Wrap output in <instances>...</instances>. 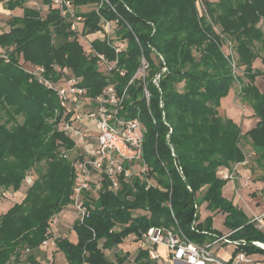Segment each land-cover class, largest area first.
<instances>
[{
	"label": "trees",
	"instance_id": "16d2710c",
	"mask_svg": "<svg viewBox=\"0 0 264 264\" xmlns=\"http://www.w3.org/2000/svg\"><path fill=\"white\" fill-rule=\"evenodd\" d=\"M42 1L48 5L45 15L28 6V0H0L9 10H23L8 19V31H0V199L1 192L19 191L26 177L34 175L24 199L0 214V264H19L23 253L38 251L50 238V219L72 203L75 180L71 161L61 155L73 143L51 120L58 97L30 78L21 56L47 67H70L90 95L99 94L107 82L70 22L52 0ZM73 2L95 6L80 12L85 35L102 29L104 18L115 23V35L126 43L118 53L106 39H95L93 46L108 59H118L111 80L120 92L127 87L126 107L145 125L148 170L130 179L121 176L117 190L105 179L98 196L86 192L88 214L72 225L77 241L56 238L58 251L68 264H126L129 252L110 259L105 250L130 235L140 239L153 226L180 229L200 244L212 242L223 233L213 227L214 214L221 212L228 239L238 242L232 257L240 251L264 253L253 243H264V231L223 194L229 178L218 173L220 167L246 159L243 138L264 166V90L255 83L264 70L253 66L259 57L264 63V0L205 1L202 8L198 0ZM227 40L235 42L243 78L233 73ZM142 55L149 62L147 75L128 85ZM236 80L242 100L259 118L245 133L221 106ZM203 203L215 213L200 221ZM28 260L37 263L33 254ZM134 263H151L148 252L139 248Z\"/></svg>",
	"mask_w": 264,
	"mask_h": 264
},
{
	"label": "built area",
	"instance_id": "2783aa9c",
	"mask_svg": "<svg viewBox=\"0 0 264 264\" xmlns=\"http://www.w3.org/2000/svg\"><path fill=\"white\" fill-rule=\"evenodd\" d=\"M205 1L198 0L202 8ZM52 6L60 10V13L70 22V29L75 32L87 55L97 58L99 69L106 74V84L97 95H90L87 87L81 85L82 77L74 74L68 66L52 64L47 67L43 64H35L24 60L21 56L20 63L25 71L31 75V79L38 81L47 89L54 91L58 97L59 105L54 110L51 119L56 128L62 131L72 141L75 157L71 163L74 167L75 180L72 188V203L78 216L83 220L88 214L84 204L86 192L96 190L97 196L107 179L110 189L117 190L120 187V178H131L134 175H145L148 165L144 161L145 125L139 115L131 116L126 107L128 97L127 87L120 92L111 80V73L117 67L118 59L110 60L94 46L95 39H106L112 42L116 52L126 47L123 41H116L114 31H108L107 26L112 21L102 19V29L91 34L83 33L84 17L73 0H52ZM114 33V34H112ZM94 35L93 37H91ZM87 44L88 47H85ZM229 54H233L230 49ZM6 57V55H4ZM238 68L233 64V73L238 75ZM120 69V68H119ZM149 69V62L144 55L141 57V65L128 85L137 77L145 79ZM166 69V68H164ZM122 75L124 69L119 70ZM159 75L154 81L158 84ZM146 100H150V92L144 88ZM64 148V147H63ZM64 148L61 155L68 157V150ZM224 178L233 179L232 174L224 173ZM34 175L26 177L30 183ZM58 216L53 221L56 223ZM76 219V218H75ZM230 233L216 236L212 242L200 244L188 239L185 234L176 228L153 226L143 233L140 240L142 249L146 250L151 259L149 264H158L163 258L167 264H260L252 258V254L240 251L229 259L219 256L213 246L218 243L233 244L235 240H229ZM162 243L167 251L161 254L159 244ZM254 244L264 248V243L253 241ZM29 251V249H27Z\"/></svg>",
	"mask_w": 264,
	"mask_h": 264
},
{
	"label": "crops",
	"instance_id": "0c3cea01",
	"mask_svg": "<svg viewBox=\"0 0 264 264\" xmlns=\"http://www.w3.org/2000/svg\"><path fill=\"white\" fill-rule=\"evenodd\" d=\"M16 9L9 10L6 8V10L12 14L9 18L13 15H22L16 13ZM0 10H4L3 6H0ZM262 26L264 28V23ZM8 27L10 26L8 25ZM9 29L10 28H7L4 31H8ZM253 66L257 69L264 70L262 58H257L254 61ZM255 83L261 91L264 90V76H257ZM235 94L236 90L231 87L228 94L229 104L226 108H223L222 105L221 106L225 110L224 113L239 123L242 127L243 133H245L256 125L259 118L255 116L254 109L247 102L244 103L245 105L242 107L241 104H243L244 101L242 98L241 100H236ZM242 142L246 154H249L250 156L247 155L244 161L236 163L231 167H220L222 168L221 172L228 173L230 175L233 174L235 176L233 179H229L223 187V194L228 199L232 200L234 204L242 208L251 220L256 222V225L264 231V166L257 163L256 154L252 148L250 140L243 138ZM203 204L206 207L207 203ZM214 213L215 212H211L206 209V212L202 217L200 216L199 220L202 221L207 215ZM217 214L221 215L220 224H217L215 221V216ZM224 219L225 214L221 212L215 213L213 227L223 232L222 234L230 233V229L224 225ZM218 244L213 246L215 252L225 259L231 258L234 245L227 243H220L221 245ZM162 252H164L163 255H166V248L162 250ZM252 258L254 260H258L260 264H264V253H253Z\"/></svg>",
	"mask_w": 264,
	"mask_h": 264
},
{
	"label": "rangeland",
	"instance_id": "374dc122",
	"mask_svg": "<svg viewBox=\"0 0 264 264\" xmlns=\"http://www.w3.org/2000/svg\"><path fill=\"white\" fill-rule=\"evenodd\" d=\"M27 5L38 8L41 11V14L43 15H45L48 12V5L44 4L42 0H28ZM0 6H3L4 8V10H0V31H4L5 29L9 28L8 19H9V16L12 14L6 10L4 3L0 4ZM94 7L95 6L91 7V5H88V6L78 7V9L80 12H86L88 10H91ZM16 13L23 14V10L20 7H18L16 9ZM201 14H203L202 9H201ZM114 29H115V23L114 22L109 23V25L107 26V30L112 32L114 31ZM93 36L94 35H92L91 37ZM116 41L118 42L120 41V39L118 38ZM226 43L228 45L227 55L229 56L232 70H233L234 63L236 66H239L238 56L236 54V50L234 46L235 42H232V41L228 42L227 40ZM84 45L85 47H88L87 44L84 43ZM230 49L233 52V54L231 55L229 54ZM237 71L238 73L236 74L239 75V78L240 77L243 78V69L238 68ZM244 80L246 81L245 78ZM232 87L234 90H236V94H235L236 100H241V95H239L240 88H241L240 82L236 80ZM244 103L245 102L241 104L242 107L243 105H245ZM228 104H229V97L227 95V96H224L223 99L221 100V105L223 106V108H226ZM20 120H22V117H20ZM71 147L72 146L67 147V149H71ZM67 152H68L67 159L71 161L72 158L75 157V154L72 149L68 150ZM247 155L250 156L249 154H246V156ZM221 171H222V168L219 169L218 173L222 176L224 173ZM32 183L33 182L30 183L29 181L25 179L19 191L13 192L12 190H8L5 192H1L0 214L6 212L15 202H21L26 195V190ZM91 194L92 196L96 197L97 196L96 190H92ZM206 209L207 208L204 206V204H201L198 208L199 216L202 217L204 213L206 212ZM55 216H58L56 223L53 221ZM77 216H78V212L75 207L71 206V204L66 205L58 214L53 215L52 218L50 219V225H49V232L51 234L50 238H48L41 245L38 251L36 252L31 251V252L23 253V255L21 256L22 258L21 262L19 264H32L28 260V257L30 256V254H33V257H35V259L37 260L36 264H68L64 254L58 251L55 240L56 238H59V237H68L72 241H77L76 234L72 228L73 222L75 218H77ZM220 216H221L220 214H217L215 216V221L217 224H220V221H221ZM158 247H159V250H161L160 253L164 254L162 250L165 249V246L162 243H160ZM139 248H142V241L140 239H136L134 235H130L118 247H114L112 249H106L105 252L110 259H115L116 253L124 254L125 252H129L130 256L128 260L126 261V264H135L134 258ZM158 264H167V263H165L163 258H160Z\"/></svg>",
	"mask_w": 264,
	"mask_h": 264
}]
</instances>
